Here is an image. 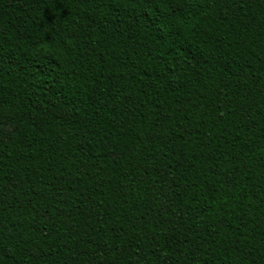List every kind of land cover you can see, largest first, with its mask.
Listing matches in <instances>:
<instances>
[{
  "label": "trees",
  "instance_id": "trees-1",
  "mask_svg": "<svg viewBox=\"0 0 264 264\" xmlns=\"http://www.w3.org/2000/svg\"><path fill=\"white\" fill-rule=\"evenodd\" d=\"M0 264H264V0H0Z\"/></svg>",
  "mask_w": 264,
  "mask_h": 264
}]
</instances>
